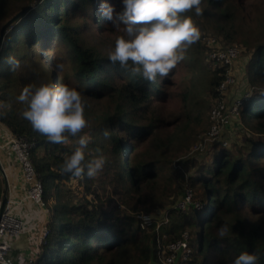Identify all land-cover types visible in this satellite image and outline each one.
I'll return each mask as SVG.
<instances>
[{
    "label": "trees",
    "instance_id": "trees-1",
    "mask_svg": "<svg viewBox=\"0 0 264 264\" xmlns=\"http://www.w3.org/2000/svg\"><path fill=\"white\" fill-rule=\"evenodd\" d=\"M244 2L202 0V15L196 16L194 10L184 14L192 16L195 23L212 26L222 34L225 43L245 48L250 58L247 75L254 90L241 109L246 126L242 143L233 149L217 147L220 152L211 161L196 156L192 159L194 173L185 175L173 166L166 150L176 140L190 137L186 132L188 126L191 122L198 124L205 113L192 115L183 92L181 110L170 112L168 118L162 114L163 103L172 96L177 66L167 76H158L154 83H149L108 60V52L123 31L116 30L101 14L100 6L106 3L118 13L122 11V0H0V31L18 11L33 4L5 34L0 69L3 66L6 73L17 70H11L9 56L19 64L25 59L30 61L27 71L34 75L35 87L50 83L47 78H40V73H46V65L38 72L31 64L36 59L33 48L40 42L46 45L56 40L53 58L66 66L59 79L79 90L85 104L88 127L82 134H91L85 150L86 162L96 156L105 158L104 182L114 186L126 206L121 215H115L107 207L112 197L103 200L86 174L81 179L61 173L64 156L76 146L74 138L66 144H52L23 119L21 113L26 105L0 107V121L12 134L36 142L31 157L43 181V200L48 208L50 202L55 205L37 264H152L159 260L160 251L169 242L180 239L188 228L193 232V241L187 264H234L235 258L245 251L256 253L257 264H264V8L259 6L256 16L250 17ZM202 49L200 37L186 51ZM47 55L40 53L42 57ZM222 71H213L209 82L212 97L219 95ZM13 81L16 79L0 83V100L14 97L10 91ZM170 126L175 130L171 131ZM105 130L109 132L107 138ZM201 132L205 130L194 128L192 134L196 137ZM168 170L171 173L167 174ZM175 175L189 187L179 191L178 199L170 200V187L164 181L175 182ZM73 181L85 186L83 194L68 186ZM186 189H192L195 198L204 201L202 209L196 204L183 213H179L178 207L171 209V220L172 216L181 215L170 228H157V219L151 229L139 227L138 212L153 213L157 207L176 205ZM174 193L177 196L176 188ZM3 197L0 170V203ZM224 224L229 231L220 237L218 230ZM196 230L199 236L194 239Z\"/></svg>",
    "mask_w": 264,
    "mask_h": 264
},
{
    "label": "clouds",
    "instance_id": "clouds-1",
    "mask_svg": "<svg viewBox=\"0 0 264 264\" xmlns=\"http://www.w3.org/2000/svg\"><path fill=\"white\" fill-rule=\"evenodd\" d=\"M201 3L202 0H122V11L118 13L113 6L101 3V14L116 30L123 31L108 52V60L149 83H154L158 76H167L184 60L187 48L200 39L192 16L184 14L194 10L196 16L202 15ZM7 62L12 65L11 70L19 67V61L13 56ZM54 67L57 72H63L66 66L57 62ZM17 100L26 105L21 113L23 119L48 142L66 144L70 138L75 139L74 150L64 156L60 165L62 174L81 179L86 174L93 178L102 170L105 164L102 155L86 162L85 150L91 137L82 134L88 120L79 90L68 84L44 82L34 90L24 88ZM104 136H109L107 130ZM228 231V225L224 224L218 234L224 237ZM258 259L256 253L245 251L235 258L234 264H257Z\"/></svg>",
    "mask_w": 264,
    "mask_h": 264
},
{
    "label": "rangeland",
    "instance_id": "rangeland-1",
    "mask_svg": "<svg viewBox=\"0 0 264 264\" xmlns=\"http://www.w3.org/2000/svg\"><path fill=\"white\" fill-rule=\"evenodd\" d=\"M244 7L245 12L250 11L251 14L250 17L254 16L259 11V6L264 8V0H244ZM35 3V2H34ZM258 7V9H257ZM19 12V11H18ZM256 16V15H255ZM195 23V22H194ZM200 31V37H201V43L204 49L197 52H185L184 54L185 58L183 61H181L175 70L176 75L174 76L175 83L172 85V96L171 98H168L163 103V111L162 114L168 118V115H170L172 112H178L181 110L184 105L182 94L183 92H186L187 94V101H186V107L189 110L192 115H196L200 113L201 111H204V116L201 117V121L197 124L196 122H191V125L187 128V134L190 135V137H185L183 140H176L172 146L168 148L167 154L173 161V166L175 168L177 167L182 174L188 175L191 173H194V167L192 163V159L196 156L199 159L200 157H208L207 160L211 161L215 155H218L220 150L217 147L224 146L228 149H233L234 145L241 144L242 138L245 135L246 126L243 122L242 115H240L237 118H232L226 126L222 128V132L219 134V136L212 140H205L204 137H206V133L209 128V107L212 106L215 103V97H212L210 93V79L212 77L213 71L215 69L211 66L208 59V52L206 44H205V38L206 37H213L216 41L217 47H223L224 45H230L229 43H225L222 34L219 31H216L212 26L210 25H204V23H195ZM97 31V30H96ZM104 33H106L104 31ZM97 34V32H96ZM89 38L92 40V37L89 36ZM47 45V46H46ZM46 45H42V42L40 44L36 45L33 48V57H36L35 61L31 64L35 67L36 71L42 72V67L44 64L46 65V73L42 72L40 73V78L45 80H49L52 84H62L61 80L59 79V76L61 72H57L54 65L56 64V59L53 58L54 55V47H56L58 44L55 39L50 40L46 43ZM44 46V49H42ZM241 49L240 57L232 63L231 66H229V75L232 78V82L229 85V87L226 90V93L224 94V97H227L226 94L229 95V98H236V97H243L245 94L249 93L250 97L254 94V90L249 84L248 79V64H249V54L245 51V48L242 45H237ZM47 52V57L40 56L41 52ZM43 58V59H42ZM30 61L23 60L20 61L19 67H17V70L15 72H3V66L0 69V83H5L8 80L16 79V82H12L10 84V91L12 95L14 96L11 99H6V101L0 100V104H3L6 109H9L12 107V105L22 107L23 104L18 102L17 97L22 93L24 88L30 87L33 90L35 89V81H34V75L29 70L27 71V67ZM6 73V74H5ZM44 73V74H43ZM156 104V102H155ZM182 106V107H181ZM171 112V113H170ZM180 121L176 123L175 126L179 125ZM1 123V121H0ZM4 125V126H3ZM171 131L174 129V126H170ZM196 128L197 130H205V132H201L196 137L192 134L193 129ZM2 129L7 130L9 132L10 129L7 128L5 124H0V131ZM165 129H168L167 127ZM167 130V132H169ZM11 132V130H10ZM88 136H91L90 133L87 134ZM122 137H125V134H121ZM130 141V139H128ZM200 144V145H199ZM97 157V156H96ZM126 162L128 163V160L126 159ZM171 173L170 170L167 171V174ZM105 176L103 175V168L101 171L97 173V175L93 178H91V184L92 188L96 189L98 193L101 195L102 199H109V197H112V200H109L107 203V207L114 211L115 215H121L123 209L126 207L121 197L118 193L115 192L114 186L106 184L104 182ZM164 184L168 187H170V200L175 199V197H179V191L181 193L183 187L188 188L189 185L183 184L181 181L180 176L175 175V182H171L169 179H166L164 181ZM68 186L73 189L74 191L78 192L80 195L83 194V192L86 190L85 186L77 181H73L68 184ZM174 188L177 190V196L176 193H174ZM173 189V190H172ZM187 190V189H186ZM192 191V203L196 204L198 209H202L204 207V201L198 200L195 198V193ZM183 195V193H182ZM181 195V197H182ZM78 198V197H77ZM208 202H210V196L207 197ZM176 199V200H177ZM178 202H176L177 204ZM175 204V203H174ZM176 205H173L171 203L166 204L164 208L157 207L155 211L151 214L156 216L157 219V228L161 225H166L168 228H170L173 221L178 220L179 213H183V211H179L178 216H172V220L169 218V211L173 208H175ZM49 208L51 210V213L54 214L55 212V205L53 202L49 203ZM191 205H189L186 210L190 211ZM147 213V212H146ZM171 220V221H170ZM190 228L186 231V234H188V238L191 242L193 239L191 236ZM194 239H197L199 236L198 230L194 233ZM193 241V240H192ZM189 242V241H188ZM169 251L168 248H164L160 251L159 254V260L152 264H168L167 257H168ZM182 259L177 260L174 264H181Z\"/></svg>",
    "mask_w": 264,
    "mask_h": 264
},
{
    "label": "built area",
    "instance_id": "built-area-1",
    "mask_svg": "<svg viewBox=\"0 0 264 264\" xmlns=\"http://www.w3.org/2000/svg\"><path fill=\"white\" fill-rule=\"evenodd\" d=\"M205 44L207 50H209L208 59L210 67L212 66L215 70L222 68L223 71L221 74L224 76V79L217 87L219 95L216 96L215 103L212 105L210 111L211 126L205 137V140H212L219 136L222 132V128L229 124L232 118H237L241 115V109L245 101L250 99V94L247 93L243 97L231 99L228 94H226L227 97H224L227 88L232 82V78L228 74L229 66L240 57L241 49L239 46L224 45L223 47H217L213 37H206ZM7 144L20 163L23 176L29 184L28 197L40 205H45L43 200V181L36 171L31 157V152L36 142L30 141L25 136H16L11 133ZM191 204H193L192 191L191 189H187L176 204V207L184 211ZM136 216L138 225L142 230L151 229L156 224V218L151 213L138 212ZM24 227V220L14 215L11 211V207L6 204L4 212L0 217V264H21V260L12 255V246L8 242V239L21 235L24 231ZM46 234L47 231H45L44 238ZM187 235L185 231L180 239L171 241L167 244L169 251L167 257L168 264H174L179 259H182L181 264H187L192 251L190 240ZM23 264H37V257L28 258L23 261Z\"/></svg>",
    "mask_w": 264,
    "mask_h": 264
},
{
    "label": "crops",
    "instance_id": "crops-1",
    "mask_svg": "<svg viewBox=\"0 0 264 264\" xmlns=\"http://www.w3.org/2000/svg\"><path fill=\"white\" fill-rule=\"evenodd\" d=\"M10 135V130L0 131V170L3 171L4 197L7 198L12 213L24 220L25 227L21 235L8 239V242L12 246V255L25 261L39 255L52 213L46 205H40L28 197L29 184L23 176L20 163L7 144Z\"/></svg>",
    "mask_w": 264,
    "mask_h": 264
},
{
    "label": "water",
    "instance_id": "water-1",
    "mask_svg": "<svg viewBox=\"0 0 264 264\" xmlns=\"http://www.w3.org/2000/svg\"><path fill=\"white\" fill-rule=\"evenodd\" d=\"M33 7V4H30L29 6L21 9L19 12H17L14 16H12L8 21L5 22V24L2 26L1 31H0V50L1 46L5 37V34L9 30V28L20 18L23 17V15L28 12L31 8ZM2 171V169H1ZM3 172V171H2ZM7 204V198L3 197L1 203H0V217L2 213L4 212L5 206Z\"/></svg>",
    "mask_w": 264,
    "mask_h": 264
}]
</instances>
